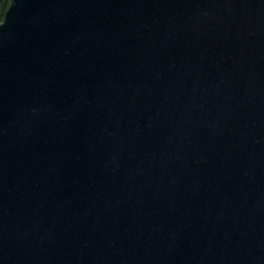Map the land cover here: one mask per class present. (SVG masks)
Listing matches in <instances>:
<instances>
[{
  "label": "water",
  "instance_id": "1",
  "mask_svg": "<svg viewBox=\"0 0 264 264\" xmlns=\"http://www.w3.org/2000/svg\"><path fill=\"white\" fill-rule=\"evenodd\" d=\"M0 264H264V0H11Z\"/></svg>",
  "mask_w": 264,
  "mask_h": 264
},
{
  "label": "trees",
  "instance_id": "2",
  "mask_svg": "<svg viewBox=\"0 0 264 264\" xmlns=\"http://www.w3.org/2000/svg\"><path fill=\"white\" fill-rule=\"evenodd\" d=\"M11 0H0V23L4 19L5 11L8 9Z\"/></svg>",
  "mask_w": 264,
  "mask_h": 264
}]
</instances>
